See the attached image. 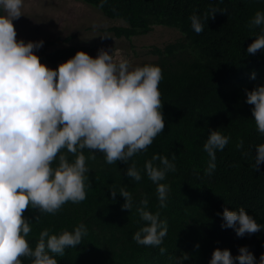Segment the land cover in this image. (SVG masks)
<instances>
[{
	"label": "trees",
	"instance_id": "16d2710c",
	"mask_svg": "<svg viewBox=\"0 0 264 264\" xmlns=\"http://www.w3.org/2000/svg\"><path fill=\"white\" fill-rule=\"evenodd\" d=\"M100 10L109 19H119L126 26L109 29L115 37L127 40L149 34L154 26L178 29L185 43L170 44L155 49V63L162 69L159 83L165 128L147 151L132 157L141 170L142 179L128 178L121 161L107 164L103 153L87 159L91 188L86 199L67 202L55 214L38 209H26L23 215L32 221L28 240L34 247L44 228L59 234L84 223L87 235L76 248L65 249L58 264H170V257L187 253L183 264H209L215 249L230 250L233 256L247 246L259 260L264 253V230L237 237L231 228H222L225 207L246 209L257 223L264 224V164L253 167L255 146L264 143V135L257 129L251 114L252 105L245 102V90L264 86V50L248 54L247 48L261 34V27H249L256 11H264V0H75ZM209 7L227 8L205 22L204 31L197 34L189 17L203 14ZM87 48L57 49L37 56L42 64L53 69ZM145 65V64H144ZM255 73V78L252 74ZM212 130L231 137L223 151L216 153V169L206 175L208 156L203 144ZM243 140L241 148L236 147ZM246 153V154H245ZM175 155L176 170L166 175L170 186L167 207L158 208L156 185L144 173L145 161L153 155ZM88 156V150H85ZM159 164V161H154ZM124 187L134 199V205L145 197L148 209L160 211L168 223V233L160 246L138 245L133 234L143 225L135 206L122 210L124 198L110 195ZM40 215L39 222L35 218ZM196 245H199L197 248ZM160 248L164 249L161 253ZM23 264L31 258L21 257Z\"/></svg>",
	"mask_w": 264,
	"mask_h": 264
},
{
	"label": "clouds",
	"instance_id": "9594fccd",
	"mask_svg": "<svg viewBox=\"0 0 264 264\" xmlns=\"http://www.w3.org/2000/svg\"><path fill=\"white\" fill-rule=\"evenodd\" d=\"M107 0H100L103 7ZM24 0H0V264H23L21 257L31 258V264H58L65 249L76 248L87 235V226L80 223L72 231L52 234L44 228L34 247L28 240L32 221L23 213L38 209L39 213L55 214L65 203L86 199L91 188L87 159L103 153L107 164L121 161L127 165L128 178L139 182L141 170L128 161L147 151L154 138L165 128L159 83L163 79L159 65L132 67L129 60H116L104 49L95 58L84 51L52 69L42 64L35 54L43 40L17 39L13 21L22 16ZM228 9L209 7L203 14L193 13L189 20L192 30L204 31L205 22L217 12ZM264 26V11H256L249 27ZM264 50V27L248 46L247 53ZM255 78V73L252 74ZM245 102L252 105L251 114L257 131L264 135V86L245 90ZM230 134L212 130L203 144L208 156L204 172L216 169V153L230 143ZM243 140L236 142L239 149ZM88 150V156H85ZM253 167L264 164V143L255 146ZM246 154V153H245ZM159 164H154V161ZM176 170L175 155H153L145 161L144 173L156 185L158 208L167 207L170 186L165 181ZM110 195L124 198L122 210L135 206L144 222L132 239L142 246L157 247L168 233L166 219L160 211L148 209L147 197L134 205L132 194L124 187L110 188ZM222 228H231L237 237L264 230L240 207L223 209ZM40 215L35 218L39 222ZM198 248L199 245H196ZM161 253L164 252L160 248ZM233 256L228 249H215L209 264H264L247 246ZM189 256L170 257V264H183Z\"/></svg>",
	"mask_w": 264,
	"mask_h": 264
},
{
	"label": "rangeland",
	"instance_id": "374dc122",
	"mask_svg": "<svg viewBox=\"0 0 264 264\" xmlns=\"http://www.w3.org/2000/svg\"><path fill=\"white\" fill-rule=\"evenodd\" d=\"M17 39L43 40L44 44L35 54L44 50L87 48V54L95 58L98 50L113 54L116 60L127 59L132 67L155 63V49L170 44L185 43L184 35L176 28L154 26L147 35L130 40L117 38L109 31L112 27L126 26L119 19H109L103 13L83 2L75 0H24L22 16L13 21ZM53 69L49 63H44Z\"/></svg>",
	"mask_w": 264,
	"mask_h": 264
}]
</instances>
